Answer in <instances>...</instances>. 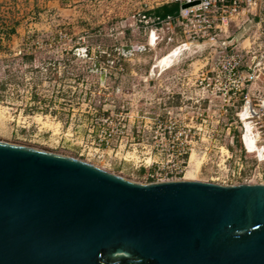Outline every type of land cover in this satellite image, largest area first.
Wrapping results in <instances>:
<instances>
[{
  "label": "rangeland",
  "instance_id": "374dc122",
  "mask_svg": "<svg viewBox=\"0 0 264 264\" xmlns=\"http://www.w3.org/2000/svg\"><path fill=\"white\" fill-rule=\"evenodd\" d=\"M125 2L0 0V141L76 158L138 183H149L148 172L157 169L171 170L173 179L261 182L264 133L256 140L259 151L245 147H254L252 133L257 139L264 113L246 119L249 108L240 103L224 111L168 98L162 87L192 82L206 44L179 38L190 50L180 45L161 74L160 56L170 43L156 55L138 49L122 55V44L142 45L145 38L141 14L133 16ZM254 19L246 14L243 26H231L229 40L241 42L255 31ZM85 47L86 56L78 51ZM95 61L106 71L104 83L91 70ZM263 87L264 74L254 95ZM169 129L171 137L163 139Z\"/></svg>",
  "mask_w": 264,
  "mask_h": 264
},
{
  "label": "water",
  "instance_id": "95a60500",
  "mask_svg": "<svg viewBox=\"0 0 264 264\" xmlns=\"http://www.w3.org/2000/svg\"><path fill=\"white\" fill-rule=\"evenodd\" d=\"M0 264H264V184L138 183L0 141Z\"/></svg>",
  "mask_w": 264,
  "mask_h": 264
},
{
  "label": "built area",
  "instance_id": "2783aa9c",
  "mask_svg": "<svg viewBox=\"0 0 264 264\" xmlns=\"http://www.w3.org/2000/svg\"><path fill=\"white\" fill-rule=\"evenodd\" d=\"M192 2L196 3L181 7L182 4ZM170 3H177L178 9L167 16L166 21L177 29L180 37L189 42L205 43L206 53L194 67L192 82L162 87L170 94L168 98L180 96L182 101L189 102L191 108L218 105L224 111L240 103L249 108L250 117L252 113L262 115L264 89L262 95L254 94L255 83L264 74V19L260 16L261 10H264V0H126L125 9L133 11V16H136L145 10ZM246 14H253L256 18L253 21L255 31L241 42L233 43L229 40V29L233 25L243 26L241 22ZM84 40L85 37H82ZM262 61L263 65L260 66ZM253 98L260 103H254ZM193 119L191 116L190 121ZM257 123L256 140L259 141L261 133H264V124L262 121ZM171 132L169 129L163 139L171 137ZM187 152L182 151V154ZM169 173L172 171L157 169L148 172L147 178L150 182L177 180L169 178ZM259 183L264 184V177Z\"/></svg>",
  "mask_w": 264,
  "mask_h": 264
},
{
  "label": "crops",
  "instance_id": "0c3cea01",
  "mask_svg": "<svg viewBox=\"0 0 264 264\" xmlns=\"http://www.w3.org/2000/svg\"><path fill=\"white\" fill-rule=\"evenodd\" d=\"M177 4V3H170V5ZM168 5V4H166ZM164 6V5H162ZM178 6V4H177ZM158 7L157 6L153 9L145 10L141 13L142 19L139 21L143 25V35L145 36L144 42L141 43L142 45H134V46H141V50H147L156 53L157 49H159L160 44H169L173 46L172 48H169L168 51H165L162 53L160 57H163L164 55H167L169 51H172L174 49H179L178 47L181 46H186V44H182V42H178L180 34L177 32V29H175L174 26H172L169 22L166 21V17L169 16L167 15L164 18H159L154 14L148 13ZM178 9V7H177ZM177 11V10H176ZM172 15V14H171ZM122 45H128V43L122 44ZM132 45V44H131ZM190 47H188V50ZM180 52V51H178ZM186 52V51H185ZM183 53V52H182ZM156 55V54H155ZM173 61L176 56L173 57ZM172 61V62H173ZM173 64V63H172ZM255 146V144H254ZM257 147V146H256Z\"/></svg>",
  "mask_w": 264,
  "mask_h": 264
},
{
  "label": "bare ground",
  "instance_id": "6f19581e",
  "mask_svg": "<svg viewBox=\"0 0 264 264\" xmlns=\"http://www.w3.org/2000/svg\"><path fill=\"white\" fill-rule=\"evenodd\" d=\"M188 47H189V45L188 44H186V46H185V48L184 49H188ZM178 51H180V49H175V50H173L170 54H167V55H164L163 56V58H162V65H161V70L159 71V74H161L162 72H164V70L165 69H167V68H170L173 64V57H175V56H177V55H179V53L180 52H178ZM160 64H161V62H160ZM246 119H248V118H250V116H249V114H248V112H246ZM245 120V119H244ZM248 121V120H247ZM252 125V124H251ZM245 131H246V127H245ZM249 136H251V133H248V134H246V137H249ZM252 137L254 138V144H255V146L252 148V150L251 149H249L248 147H247V145H246V147H247V151L248 152H253L254 150L255 151H259L260 149H257V147H256V136L254 135V133H252ZM183 179H185V178H183Z\"/></svg>",
  "mask_w": 264,
  "mask_h": 264
},
{
  "label": "trees",
  "instance_id": "16d2710c",
  "mask_svg": "<svg viewBox=\"0 0 264 264\" xmlns=\"http://www.w3.org/2000/svg\"><path fill=\"white\" fill-rule=\"evenodd\" d=\"M174 5L175 4H173V5H170V4L164 5V6L156 8V9H154V10L148 12V13L154 14V15H156L159 18H164L167 15H171V14H174L176 12L177 8H175ZM238 142H239V145L242 148L243 144H242V142H240L239 137H238ZM141 172L145 173L146 170L142 169Z\"/></svg>",
  "mask_w": 264,
  "mask_h": 264
}]
</instances>
